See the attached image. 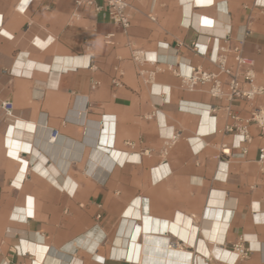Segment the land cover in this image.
<instances>
[{
    "label": "crops",
    "instance_id": "obj_1",
    "mask_svg": "<svg viewBox=\"0 0 264 264\" xmlns=\"http://www.w3.org/2000/svg\"><path fill=\"white\" fill-rule=\"evenodd\" d=\"M126 1L127 33L75 0H0L1 254L14 260L11 247L19 244L26 264L29 255L36 264H182L170 254L188 255L185 264H264V137L251 126L242 156L226 131L234 125L229 113L248 116L263 100L187 92L166 66L152 87L132 60L140 50L181 74L190 67L216 73L211 58L231 29L229 45L255 62L264 86V0ZM195 44L207 47L206 56ZM138 198L160 231L141 234L137 250L126 228L142 221L125 213ZM172 225L177 232H167ZM193 227L191 245L181 231ZM243 237L252 252L237 260L233 248Z\"/></svg>",
    "mask_w": 264,
    "mask_h": 264
},
{
    "label": "built area",
    "instance_id": "obj_2",
    "mask_svg": "<svg viewBox=\"0 0 264 264\" xmlns=\"http://www.w3.org/2000/svg\"><path fill=\"white\" fill-rule=\"evenodd\" d=\"M77 7H89L93 9L95 13H106L112 22L120 27L124 33H127L131 27L130 19V5L126 0H103V4H98L94 0H75ZM151 20H155V17L150 16ZM231 29L225 30L220 36L219 40L223 42L222 45L217 47L216 53L212 56V62L216 65L218 72H209L201 67H190L188 74H181L174 69V64L162 62L159 59L150 60L144 51L136 50L132 54V60L140 68L139 75L144 78V81L150 86H154V80L156 74L161 72L160 66H166L168 70L172 71L181 80V87L187 92H195L205 88L209 95L216 100L226 99L229 102L245 101L252 104L259 98L263 100V103L258 106H253L248 116L240 117L237 114L229 113L231 119L234 121V125L227 126L226 131L234 135L238 141L232 148L241 150V155L245 156L247 153L246 144L252 142V136L250 134V127L256 126L261 135L264 137V86L257 84L256 82V64L254 61L246 58L242 49L239 46H230L232 39ZM250 35L244 34L238 42L244 44L246 38ZM114 38V34H109L106 37L108 43ZM194 48L197 53L206 56L207 47H202L199 44H195ZM234 53V66H229L228 57L229 53ZM157 65L154 70H146L145 64ZM222 76L226 77V80L222 79ZM117 85V80H114ZM2 108L6 115L9 117L13 113L12 104L6 101L2 104ZM51 142H55L59 136V132L55 131L51 135ZM175 135L169 138V140H175ZM167 150L165 149V154ZM225 156H231V148L226 146L222 150ZM258 162L264 164V145L259 149ZM98 218H101L98 216ZM247 239L241 238L239 243L233 248V251L237 255V260H244L249 258L251 249L245 247ZM14 260L9 256H3L0 252V264H26L25 258L27 254H23L19 244H13L11 247ZM30 264H36V259L33 256H28ZM40 264H46L44 260Z\"/></svg>",
    "mask_w": 264,
    "mask_h": 264
},
{
    "label": "bare ground",
    "instance_id": "obj_3",
    "mask_svg": "<svg viewBox=\"0 0 264 264\" xmlns=\"http://www.w3.org/2000/svg\"><path fill=\"white\" fill-rule=\"evenodd\" d=\"M73 60V59H72ZM163 103V102H162ZM2 107V106H1ZM107 122H110V121H107ZM107 122H105V123H107ZM108 136V135H107ZM125 215L127 216V217H129L130 219H139V220H141L142 221V224H140L139 226H137L136 227V229L135 228H133V225H132V223H129L128 225H127V228H126V234L127 235H130L133 231L135 232L134 233V237H133V243H132V247H137V250L140 248V244L139 243H135V241L136 240H138V238H139V236L141 235V234H143V233H148V234H151L152 233V231H160V229H156V228H153V224L152 223H149V217H150V215L148 214V204H147V201L146 200H143L142 198H138V199H136V200H134V202H133V204L131 205H129V207H128V209L126 210V213H125ZM135 229V230H134ZM168 230H167V232H170V231H172V232H177L178 231V228H177V226H175V225H172V226H170V227H168L167 228ZM224 229L225 228H223V231H222V233H221V235L222 234H224ZM166 232V231H165ZM221 235H220V237H219V241H222L221 239ZM181 237L185 240V241H187L189 244H191V245H194L195 244V241H196V228L195 227H193L190 231H188V232H184V231H181ZM154 239V238H153ZM157 240H155V242H156ZM157 243V242H156ZM148 244H151V245H156V244H153L152 243V241L150 242H148ZM157 245H162V244H157ZM92 247V246H91ZM95 247V246H94ZM71 248V247H70ZM70 248H67V250L68 249H70ZM92 249V248H91ZM90 249V250H91ZM93 250H94V248H93ZM92 250V251H93ZM69 251V250H68ZM63 252V251H62ZM138 252V251H137ZM233 254L235 255V257L237 258V255H236V253L235 252H233ZM216 256L217 257H219L220 259L222 258V256H223V250L220 252H217L216 253ZM138 257H139V255L137 254V255H132V254H130V255H127V259H132L133 261L134 260H138ZM169 257L170 258H172V259H178L179 257L181 258L182 257V264H185L183 261H186V262H188L189 260H188V255H186V254H182L181 256L179 255H175V254H170L169 255ZM237 261V260H236ZM201 262H199L198 260H196L195 261V263L194 264H200ZM46 264H53L52 262H50V260H49V258L47 259V262H46ZM187 264V263H186Z\"/></svg>",
    "mask_w": 264,
    "mask_h": 264
}]
</instances>
